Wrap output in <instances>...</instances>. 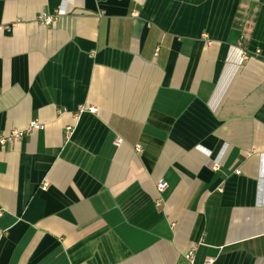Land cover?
<instances>
[{
  "label": "crops",
  "instance_id": "0c3cea01",
  "mask_svg": "<svg viewBox=\"0 0 264 264\" xmlns=\"http://www.w3.org/2000/svg\"><path fill=\"white\" fill-rule=\"evenodd\" d=\"M32 121L0 264H264V0H0V133Z\"/></svg>",
  "mask_w": 264,
  "mask_h": 264
},
{
  "label": "built area",
  "instance_id": "2783aa9c",
  "mask_svg": "<svg viewBox=\"0 0 264 264\" xmlns=\"http://www.w3.org/2000/svg\"><path fill=\"white\" fill-rule=\"evenodd\" d=\"M40 19L46 24H52L56 21V15H45L44 14L40 16ZM244 57L248 58L249 55L245 53ZM44 127H45L44 124L38 121H32L28 125V127H26L25 129H13L8 133H0V147L5 146L9 142H14V141L21 139L22 137L26 135V133L30 131L42 129ZM118 142H120V139L118 140ZM137 149L141 150L140 145H137ZM166 187H167V182L163 179L159 181V183L157 184V189L160 192L164 191ZM196 252H197V245L194 244L183 254L184 263L182 264H198L196 261ZM214 262H215V258L207 257L204 260L203 264H214Z\"/></svg>",
  "mask_w": 264,
  "mask_h": 264
}]
</instances>
